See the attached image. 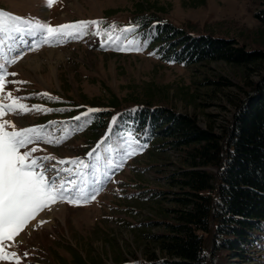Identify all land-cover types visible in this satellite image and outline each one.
I'll list each match as a JSON object with an SVG mask.
<instances>
[{
    "label": "rangeland",
    "instance_id": "1",
    "mask_svg": "<svg viewBox=\"0 0 264 264\" xmlns=\"http://www.w3.org/2000/svg\"><path fill=\"white\" fill-rule=\"evenodd\" d=\"M263 8L264 0H54L51 7L46 0H0V10L53 26L82 20H102V30L113 22L117 28L139 25L134 32L125 33L126 39L119 43L123 46L135 41L141 47L140 51H117L116 43L93 34L94 27L80 38L65 37L50 43L29 33L0 34V63L9 73H17L6 76V82H28L6 83L4 93H0L3 102H10L6 97L10 91L24 97L21 102L29 107L55 109L22 115L9 112L0 119L12 121L17 128L44 125L46 133L56 138L67 129L62 143L40 141L42 151L34 155L81 158L90 165L83 169V175L61 173V178L87 180L90 186L100 188L95 200L81 206L58 202L41 211L36 218L43 215L46 223L31 226V221L15 238L19 243L5 242L10 245L7 250L20 254L21 264H81L79 259L82 264H143L166 257L153 235L167 233L165 222L174 221L173 210L180 208L175 200L178 188L171 178L184 165L183 153L158 150L134 136L146 147L125 159L130 150L126 133L92 140L91 125L97 112L80 121L73 118L89 108L112 110L114 115L124 107L147 103L193 114L202 127L211 125L221 132L251 85L264 78V61L186 65L168 59L161 55L165 39L159 35L162 25L158 24L170 23L194 36L235 39L248 50H264V18L259 17ZM30 47L35 50L30 51ZM17 56L22 58L7 63ZM222 77L226 83H213ZM102 139L104 143L97 149L100 159H96L97 153L89 157ZM122 161V168L113 166ZM48 175L55 174L49 171ZM97 179L102 183L92 184ZM57 207L65 209V221L49 217ZM207 246L211 247L210 236ZM24 252L29 255L23 256ZM254 256L250 262L231 264H264V243L255 244Z\"/></svg>",
    "mask_w": 264,
    "mask_h": 264
},
{
    "label": "trees",
    "instance_id": "2",
    "mask_svg": "<svg viewBox=\"0 0 264 264\" xmlns=\"http://www.w3.org/2000/svg\"><path fill=\"white\" fill-rule=\"evenodd\" d=\"M259 17L264 18V8ZM158 25L165 39L161 55L168 59L186 65L264 61V50H248L235 39L194 36L170 23ZM224 81L222 77L213 83ZM96 116L92 140L115 132L132 133L158 150L183 153L184 165L171 178L180 208L173 210L174 221L165 222L167 233L153 235L166 257L143 264L254 260L255 244L264 243V78L251 85L221 132L211 125L202 127L193 114L147 103L124 107L114 115L112 110L98 111ZM114 116L118 119L109 134V119Z\"/></svg>",
    "mask_w": 264,
    "mask_h": 264
},
{
    "label": "snow or ice",
    "instance_id": "3",
    "mask_svg": "<svg viewBox=\"0 0 264 264\" xmlns=\"http://www.w3.org/2000/svg\"><path fill=\"white\" fill-rule=\"evenodd\" d=\"M54 0H46L47 6L51 7ZM104 23L102 20L76 21L61 25H50L45 22L32 21L27 18L17 16L4 10H0V34L4 33H29L34 37L39 35L43 43L51 41H62L65 37L80 38L83 34H88L87 30L94 27L93 34L97 36H105L107 43H116L117 51H140L141 47L135 41H128L123 46L119 43L123 39L125 33L134 32L139 25H128L123 28H117L113 22L108 29H101ZM119 33V35H116ZM23 42V41H22ZM35 42V41H34ZM3 41L0 40V44ZM147 42L145 41V44ZM40 45L37 43L36 47ZM104 46L103 44L101 45ZM30 51L35 50L30 47ZM151 54V53H150ZM17 56L8 60L7 63L14 64L21 59ZM17 73H9L5 64L0 63V93H4L6 83L24 84L27 81H7L6 76H16ZM49 99H59L51 97L49 93H37ZM7 100L9 103L3 102L0 97V117L6 113L26 114L30 111L48 112L55 109H47L43 105H28L22 103L25 98L13 96L12 92H7ZM102 111L101 109H87L86 112L74 117L75 121L82 118L90 117L93 113ZM131 111L135 112L136 109ZM118 117L112 118V124L109 126V134L112 131V125L117 122ZM90 122V121H86ZM56 121H49V124H55ZM66 132L61 138L53 137L46 133L44 125H36L31 127L17 128L16 124L7 119H0V261L14 260L15 264H21V255L16 252L7 250L5 242L19 243L15 238L33 221L36 216L46 208L51 207L58 202H66L73 206H81L89 200H95L100 191L99 187L90 186L87 180L77 181L73 179L61 178V173L69 175L82 176L83 169L90 167L83 159L64 158L58 159L52 155H34L42 151L38 147L40 141L49 144H59L66 139ZM107 135V134H106ZM129 143V151H126L124 158L136 155L138 151H142L146 145H141L135 139L132 133L127 134ZM104 143V139L98 143L87 155L91 157L97 153L100 144ZM29 145H33L29 147ZM96 159H100L97 153ZM50 161H55L49 164ZM111 164V161L109 162ZM48 165V166H46ZM71 165L72 167H64ZM115 168H122L123 161L113 165ZM91 167L95 168V165ZM49 171L55 175L49 176ZM110 179V176L107 177ZM101 180L97 179L92 184L99 185ZM42 226L46 221H40ZM23 256L29 255L24 252Z\"/></svg>",
    "mask_w": 264,
    "mask_h": 264
},
{
    "label": "bare ground",
    "instance_id": "4",
    "mask_svg": "<svg viewBox=\"0 0 264 264\" xmlns=\"http://www.w3.org/2000/svg\"><path fill=\"white\" fill-rule=\"evenodd\" d=\"M35 66H36V68H39L40 64H37ZM66 215H67L66 211H65V209L63 207H59V208L57 207L49 217L52 218L53 221H54L55 217H59L61 220L65 221L66 220ZM42 217H43V215L38 216L36 219H34L31 222L30 225L31 226L38 225L39 222L43 220ZM52 224H53V222L51 224H49L48 227H52Z\"/></svg>",
    "mask_w": 264,
    "mask_h": 264
}]
</instances>
